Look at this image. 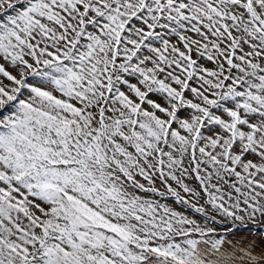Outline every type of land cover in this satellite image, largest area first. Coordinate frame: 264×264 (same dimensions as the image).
<instances>
[{
    "label": "snow or ice",
    "instance_id": "6c2138e0",
    "mask_svg": "<svg viewBox=\"0 0 264 264\" xmlns=\"http://www.w3.org/2000/svg\"><path fill=\"white\" fill-rule=\"evenodd\" d=\"M0 264H264V0H0Z\"/></svg>",
    "mask_w": 264,
    "mask_h": 264
}]
</instances>
